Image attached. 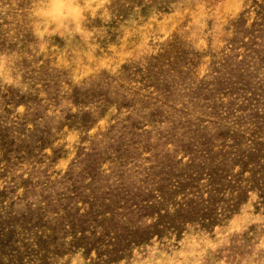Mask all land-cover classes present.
<instances>
[{
  "label": "rangeland",
  "instance_id": "374dc122",
  "mask_svg": "<svg viewBox=\"0 0 264 264\" xmlns=\"http://www.w3.org/2000/svg\"><path fill=\"white\" fill-rule=\"evenodd\" d=\"M0 264H264V0H0Z\"/></svg>",
  "mask_w": 264,
  "mask_h": 264
}]
</instances>
